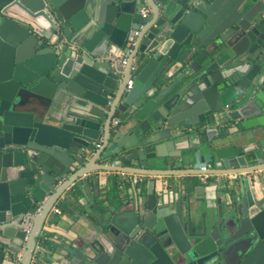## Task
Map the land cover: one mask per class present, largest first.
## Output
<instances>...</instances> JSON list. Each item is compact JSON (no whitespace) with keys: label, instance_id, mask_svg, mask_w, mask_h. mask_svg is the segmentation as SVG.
I'll list each match as a JSON object with an SVG mask.
<instances>
[{"label":"water","instance_id":"1","mask_svg":"<svg viewBox=\"0 0 264 264\" xmlns=\"http://www.w3.org/2000/svg\"><path fill=\"white\" fill-rule=\"evenodd\" d=\"M263 170L264 0H0V264H264Z\"/></svg>","mask_w":264,"mask_h":264},{"label":"built area","instance_id":"2","mask_svg":"<svg viewBox=\"0 0 264 264\" xmlns=\"http://www.w3.org/2000/svg\"><path fill=\"white\" fill-rule=\"evenodd\" d=\"M151 11H152V8L149 6V4L147 2H144L138 12L143 19H146L150 15ZM108 57H112V55H109ZM116 63L118 64V66L120 68H125L128 64V55H122L120 58H116ZM132 71L135 72L136 68L132 67ZM132 86H133V80H130L128 83V88H131ZM226 109H229V106H226ZM113 125L118 126L119 120L116 119L114 121ZM200 173L201 174L198 175V178H199V181L202 185H210V184H219L220 185V178H218V176H214V175L210 174L209 167H201ZM259 173L264 175V170L260 171ZM242 175L246 176L248 174L247 173L231 174V175H226V176H221V177H224L225 179H227L228 180L227 183H228V182H232V180L233 181L238 180ZM54 212L56 214H59L61 212V209L60 208H54ZM28 217L29 216H27V218ZM32 228H33L32 223H29L25 227V231L27 232L26 241L28 240V237L32 231ZM43 250H44L43 246H41V245L36 246L31 264H37L38 263L39 256L42 254ZM22 259H23L22 253H19L18 255H16L15 259H14L15 264H22Z\"/></svg>","mask_w":264,"mask_h":264},{"label":"crops","instance_id":"3","mask_svg":"<svg viewBox=\"0 0 264 264\" xmlns=\"http://www.w3.org/2000/svg\"><path fill=\"white\" fill-rule=\"evenodd\" d=\"M125 55V54H124ZM126 55H128V59H129V53L128 54H126ZM134 78H132V80H133ZM116 119H119V116H116V118L114 119V121L116 120ZM116 127V126H115ZM163 170H165V171H167V170H174V171H189V170H191V168L190 167H188V166H186L185 164H183L182 162H179V161H176V162H174L173 163V165L171 166V167H164L163 168ZM185 178H187L189 181H191V182H198V184H200L201 185V183H200V181H199V178L197 177V176H194V177H192V176H188V177H185ZM218 178H220V185L221 186H224V185H226V184H228V183H233V182H237L238 180H235V181H233L232 180V182H228L227 183V179H225L224 177H221V176H218ZM73 186L74 185H72L70 188H69V191H71L72 189H73ZM66 195V194H65ZM80 198H82V195H80L79 194V198L78 199H80ZM62 200H60V201H58L57 202V204H56V206L54 207V208H60V204H62V202H61ZM61 209V208H60ZM41 239H45L46 240V238L44 237V236H42L41 235V237H40V240ZM38 245H41V246H43V247H45V245H46V243H45V245H43L42 243H41V241H39V243H38ZM22 254H23V251L21 252Z\"/></svg>","mask_w":264,"mask_h":264},{"label":"trees","instance_id":"4","mask_svg":"<svg viewBox=\"0 0 264 264\" xmlns=\"http://www.w3.org/2000/svg\"><path fill=\"white\" fill-rule=\"evenodd\" d=\"M60 208H61V209L63 208V204H60ZM40 241H41V243H42L43 245H45V243H46V240H45V239H41ZM40 261H41V255L39 256V261H38V262H40Z\"/></svg>","mask_w":264,"mask_h":264}]
</instances>
